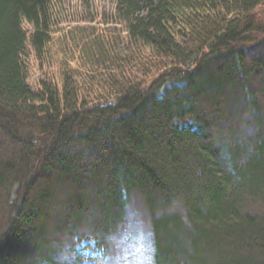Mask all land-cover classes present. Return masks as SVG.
<instances>
[{
	"label": "trees",
	"instance_id": "1",
	"mask_svg": "<svg viewBox=\"0 0 264 264\" xmlns=\"http://www.w3.org/2000/svg\"><path fill=\"white\" fill-rule=\"evenodd\" d=\"M52 4L0 0V264H264V0H117L104 98L29 83Z\"/></svg>",
	"mask_w": 264,
	"mask_h": 264
},
{
	"label": "rangeland",
	"instance_id": "2",
	"mask_svg": "<svg viewBox=\"0 0 264 264\" xmlns=\"http://www.w3.org/2000/svg\"><path fill=\"white\" fill-rule=\"evenodd\" d=\"M116 4L117 0H53L50 43L40 54L30 46L27 49L29 83L37 88L38 79L61 81L67 73L85 96H108L111 89L102 82L110 73L120 71L115 65L132 66L136 64L134 57H150L149 52L131 45L126 24L117 17ZM164 64L161 60L147 63L149 68Z\"/></svg>",
	"mask_w": 264,
	"mask_h": 264
},
{
	"label": "bare ground",
	"instance_id": "3",
	"mask_svg": "<svg viewBox=\"0 0 264 264\" xmlns=\"http://www.w3.org/2000/svg\"><path fill=\"white\" fill-rule=\"evenodd\" d=\"M85 245H86V242L84 243ZM90 252V251H89ZM91 253V252H90ZM93 253V252H92ZM94 254V253H93ZM92 255V254H91ZM92 256H95V254L94 255H92ZM91 261H94L95 263H97V264H101L100 262H98V261H95V260H93V259H89L87 262H85V263H83V264H92V263H90Z\"/></svg>",
	"mask_w": 264,
	"mask_h": 264
}]
</instances>
